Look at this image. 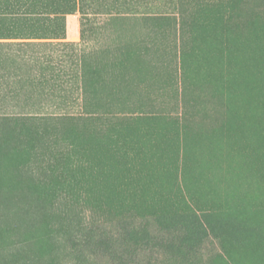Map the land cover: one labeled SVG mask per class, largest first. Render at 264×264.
Segmentation results:
<instances>
[{
	"label": "rangeland",
	"instance_id": "rangeland-1",
	"mask_svg": "<svg viewBox=\"0 0 264 264\" xmlns=\"http://www.w3.org/2000/svg\"><path fill=\"white\" fill-rule=\"evenodd\" d=\"M23 1L0 37L47 28ZM83 9L67 46L0 47V264H264V0Z\"/></svg>",
	"mask_w": 264,
	"mask_h": 264
},
{
	"label": "trees",
	"instance_id": "trees-1",
	"mask_svg": "<svg viewBox=\"0 0 264 264\" xmlns=\"http://www.w3.org/2000/svg\"><path fill=\"white\" fill-rule=\"evenodd\" d=\"M85 1H89V0H63V1H60V2H56V1H51L49 2V4L46 6L47 8H49L50 10L52 11H57V9L59 10L60 12V18L59 20H57V18H55L54 20L52 21H49V24L50 25H53L55 24L56 26L59 25V33H50V34H43V38H47V39H62V40H66L64 42V45L67 46V44H71L69 43L67 40L71 39L72 37H80L81 36V29H80V25L77 29V27L75 28V31L74 32H70L69 30L66 31L65 29V17L68 15V16H72L74 14H77L79 16V18L81 16H84V9H83V6H84V2ZM93 1V0H91ZM102 1V0H100ZM200 5L197 6V9ZM205 7H207V9L213 7V5H206L205 4ZM202 9V7H201ZM207 9H202L201 11H205ZM162 21H166V23L168 24V21L167 20H173L172 18H169V17H166V16H163L161 18ZM72 21V20H71ZM76 22V21H75ZM74 22V25H76V23ZM80 23V22H79ZM54 25V26H55ZM175 27V25H173ZM121 64L118 63V65ZM107 71L106 70H101L99 68H95V67H90V68H87V70L85 71V74H86V77L85 78V83L88 84L90 87H91V92L95 91L96 89V85L100 84L101 82V75L106 73ZM18 123H21V122H17L16 120L13 121V125L14 124H18ZM21 137L22 135H17L14 137V141L15 143L17 142H20L21 141ZM11 138H13V135L11 136ZM13 144H11L10 146L12 147ZM88 164L87 161H84V160H80L78 159L77 157H75L74 159H72V161L70 162V166L68 168V173L70 176H74L76 175L75 173L81 169V168H84L86 165ZM70 184V183H68ZM50 187V186H49ZM181 215L182 214H173V215H164V214H158L156 215V219H158L159 221H157L161 226H164L165 225V221H160L162 219H167V218H170V217H175V218H181ZM200 230H202V232H205L206 230L204 228H200ZM209 232H211V234H217L216 233V229L211 227L208 229ZM135 232V231H134ZM138 234V232H135V233H129V235L133 238H135ZM219 238V240H223V236L222 235H218L217 236ZM195 237H193L192 235V239L194 240ZM217 238V239H218ZM220 240V242H222Z\"/></svg>",
	"mask_w": 264,
	"mask_h": 264
},
{
	"label": "crops",
	"instance_id": "crops-1",
	"mask_svg": "<svg viewBox=\"0 0 264 264\" xmlns=\"http://www.w3.org/2000/svg\"><path fill=\"white\" fill-rule=\"evenodd\" d=\"M33 2V6L34 4L36 5V2L35 0H30ZM43 2V1H42ZM42 2L41 0L38 1L39 3V9L38 11H30V12H21L19 11V8L18 7H23L26 6L27 7V3L28 2H24L23 1V4L22 2H19L21 3V5H17V13L14 14V16L16 17H13L10 16V19L9 21L11 22L10 24H22L24 26H33V25H36V24H45L47 28H44V29H27V30H24V31H20V32H11L9 34V36H6V37H0V47H13V46H23L22 44L24 43H27L28 45L32 46V47H39L40 44H46V43H60L62 42L64 44V42L66 40H62V39H47V38H43V34H50V33H59V25H50L49 24V21H52L54 20L55 18H57V20H59L60 18V13L59 10L57 9V13L55 11H52L50 10L49 8H47L46 6L48 4H46V1L45 4H44V10L41 9V6H42ZM35 9V7H34ZM28 13V14H27ZM27 14V15H26ZM7 16H5L6 18ZM55 25V26H54ZM25 28V27H23ZM28 28V27H26ZM28 32V33H26ZM20 33H24V34H27L24 36V34L20 35ZM17 34V35H15ZM18 44V45H17Z\"/></svg>",
	"mask_w": 264,
	"mask_h": 264
}]
</instances>
